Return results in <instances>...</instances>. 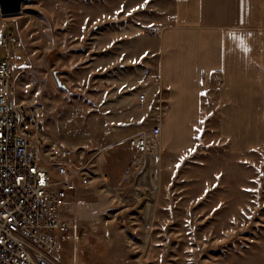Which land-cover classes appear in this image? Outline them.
Masks as SVG:
<instances>
[{"label":"rangeland","instance_id":"374dc122","mask_svg":"<svg viewBox=\"0 0 264 264\" xmlns=\"http://www.w3.org/2000/svg\"><path fill=\"white\" fill-rule=\"evenodd\" d=\"M169 9L165 0H27L20 15L0 13V35L10 31L21 50L16 97L35 98L53 139L103 150L96 172L106 181L76 192L68 213L78 237H64L62 264H264V148L232 153L213 114L189 148L160 141L140 173L150 187L116 196L136 154L112 137L110 110L123 85L129 109L135 78L155 70L151 30Z\"/></svg>","mask_w":264,"mask_h":264},{"label":"crops","instance_id":"0c3cea01","mask_svg":"<svg viewBox=\"0 0 264 264\" xmlns=\"http://www.w3.org/2000/svg\"><path fill=\"white\" fill-rule=\"evenodd\" d=\"M165 1L170 3L166 14L170 18L156 36L158 62L149 71L160 75L168 92L163 145L175 151L189 148L198 140L196 129L213 114L218 137L232 153L263 149L264 0ZM138 77L126 97L129 109L120 93L125 92L124 85L113 101L109 118L116 142H125L148 125L149 117L144 118L148 112L137 106L143 87Z\"/></svg>","mask_w":264,"mask_h":264},{"label":"built area","instance_id":"2783aa9c","mask_svg":"<svg viewBox=\"0 0 264 264\" xmlns=\"http://www.w3.org/2000/svg\"><path fill=\"white\" fill-rule=\"evenodd\" d=\"M161 30L154 27L151 34L159 36ZM21 58L11 32L0 35V264H62L64 237L75 242L78 237L79 221L68 213L76 192L106 181L96 172L103 150L87 155L85 147L48 134L35 98L16 97L14 77ZM138 80L143 87L137 106L148 112L149 121L125 140L136 157L133 172L124 178L129 188L116 190L119 198L153 183L140 173L148 160L155 162L170 110L158 73L144 72Z\"/></svg>","mask_w":264,"mask_h":264},{"label":"water","instance_id":"95a60500","mask_svg":"<svg viewBox=\"0 0 264 264\" xmlns=\"http://www.w3.org/2000/svg\"><path fill=\"white\" fill-rule=\"evenodd\" d=\"M27 0H0V13L3 17L17 16L22 13L24 4ZM60 88L69 90L55 73Z\"/></svg>","mask_w":264,"mask_h":264}]
</instances>
